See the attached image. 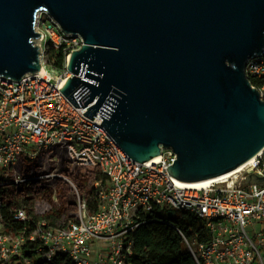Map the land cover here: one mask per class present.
<instances>
[{"label":"water","instance_id":"water-1","mask_svg":"<svg viewBox=\"0 0 264 264\" xmlns=\"http://www.w3.org/2000/svg\"><path fill=\"white\" fill-rule=\"evenodd\" d=\"M44 9L83 39L59 89L100 113L130 158L170 147V172L191 182L264 148V100L244 73L264 47V0H0V76L41 68L33 25Z\"/></svg>","mask_w":264,"mask_h":264},{"label":"built area","instance_id":"built-area-1","mask_svg":"<svg viewBox=\"0 0 264 264\" xmlns=\"http://www.w3.org/2000/svg\"><path fill=\"white\" fill-rule=\"evenodd\" d=\"M33 28L40 67L48 65L57 73L38 70L20 79L0 76V183L19 187L27 181L50 183L57 178L70 182L57 168L33 173L27 167L26 174L18 169L20 158L28 162L57 149L73 167L97 166L107 181L95 183L98 209L89 213L77 196V220L63 225L33 220L20 208L12 218L22 228L14 231L5 226L0 213V264H34L32 256L49 261L60 253L73 264H125L131 241L124 245V240L138 224V211L165 205L204 221L205 240L182 236L197 264H264V180L260 179L264 152L233 176L201 188L183 186L184 181L172 175L168 166L176 154L170 147L160 146L155 160L130 158L101 124L100 113L87 117V107H75L59 89L72 76L69 57L83 45L82 37L64 31L45 9L36 12ZM49 50L62 51V68L52 66ZM244 73L249 81L255 80L250 85L264 100V47L246 61ZM94 239L107 241L109 247L90 259ZM34 242L38 245L33 255L24 254Z\"/></svg>","mask_w":264,"mask_h":264},{"label":"trees","instance_id":"trees-1","mask_svg":"<svg viewBox=\"0 0 264 264\" xmlns=\"http://www.w3.org/2000/svg\"><path fill=\"white\" fill-rule=\"evenodd\" d=\"M48 59L54 68H62L64 55L61 50H49ZM254 81L250 79L251 83ZM26 165L27 161L20 158L18 169L22 174L28 171ZM58 170L73 184L69 185L66 210L50 209L42 214L36 213L35 204L43 200L47 193V186L39 181L23 182L19 187L8 181L0 183V201L3 204L0 213L7 228L14 231L22 228V223L12 218V213L20 208L33 220H46L49 225H60L56 221L64 212L68 221H75L78 216L77 196L86 202L89 213L98 209L100 201L95 183L105 185L107 178L97 166L73 167L63 160ZM135 219L138 224L127 232L124 240V245L131 241L130 253L124 257L125 264H197L182 236L205 240L208 232L203 220L189 212L166 218L157 206L146 212L138 211ZM37 245L35 242L29 245V249H24V254L33 255ZM32 257L34 264H59L64 261L73 264L64 253L57 254L49 261Z\"/></svg>","mask_w":264,"mask_h":264},{"label":"rangeland","instance_id":"rangeland-1","mask_svg":"<svg viewBox=\"0 0 264 264\" xmlns=\"http://www.w3.org/2000/svg\"><path fill=\"white\" fill-rule=\"evenodd\" d=\"M45 70L51 73L52 75H55L57 73L55 69L53 70L48 65L45 66ZM63 160H65L64 152L57 149L54 151V153L45 152L44 154L37 156L36 159L28 161L27 167H29L33 173H37L38 171H43L45 169L49 171L52 168H57L58 170ZM43 183L47 186V190H46L47 193H46V197L43 200L35 204L36 213L42 214L43 212L50 209L66 210L65 208L67 204L66 200L69 195V185L73 186L71 180L70 182H67L66 180L57 178L56 180L51 181L50 183L48 182H43ZM160 211L166 218H171L181 213V210L176 208H170L167 205L160 208ZM67 221H68L67 214L64 212L61 215V217L56 221V224L62 225L67 223ZM108 247H109V243L107 241H102L97 239L91 240L90 259H94L98 252L104 250L107 251ZM59 264H66V261Z\"/></svg>","mask_w":264,"mask_h":264},{"label":"bare ground","instance_id":"bare-ground-1","mask_svg":"<svg viewBox=\"0 0 264 264\" xmlns=\"http://www.w3.org/2000/svg\"><path fill=\"white\" fill-rule=\"evenodd\" d=\"M39 71L42 72H45V67H41L39 69ZM64 83V82H63ZM62 83V85H63ZM264 152V148H262L260 151H258L255 155H253L252 157H250L249 159H247L245 162H243L242 164L238 165L237 167L221 174V175H218L216 177H212V178H206V179H202V180H198V181H191V182H182L183 186H186V187H194V188H201V187H204V186H207L209 185L211 182H217L219 180H222V179H225L227 177H230V176H233V174L243 170V168H245L250 162H252V160L262 154ZM158 158V155H154L151 159L152 160H155Z\"/></svg>","mask_w":264,"mask_h":264}]
</instances>
